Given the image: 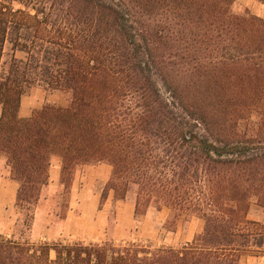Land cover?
I'll use <instances>...</instances> for the list:
<instances>
[{
	"label": "trees",
	"instance_id": "1",
	"mask_svg": "<svg viewBox=\"0 0 264 264\" xmlns=\"http://www.w3.org/2000/svg\"><path fill=\"white\" fill-rule=\"evenodd\" d=\"M237 1L0 0V163L24 227L0 234V264L264 257V218L249 219L264 213V19ZM37 86L69 104L20 118ZM53 156L67 198L79 166L107 163L102 204L112 191L134 198L136 224L167 208V232L195 218L203 231L178 246L31 242Z\"/></svg>",
	"mask_w": 264,
	"mask_h": 264
},
{
	"label": "crops",
	"instance_id": "2",
	"mask_svg": "<svg viewBox=\"0 0 264 264\" xmlns=\"http://www.w3.org/2000/svg\"><path fill=\"white\" fill-rule=\"evenodd\" d=\"M237 5L239 8L248 9L252 15L264 19V1L238 0ZM65 95L67 94L62 92H48L40 86L34 87L28 95L22 97L19 117L29 118L46 104L66 107L69 100H67L68 95ZM1 115L0 106V118ZM112 170V166L107 163L79 166L74 175L66 215L61 218L57 215L56 209L57 198L62 189L60 184L62 163L60 157L53 156L49 185L44 189L35 211L32 237L45 242L58 240L64 236L96 240L106 231L107 237L110 235L118 240L130 234L136 224L134 201L114 202V194L111 191L102 204V190L99 187L109 182ZM18 191L19 184L11 179L10 168L5 161H2L0 163V233L12 234L18 228L21 217L16 207ZM161 212L155 213L161 214ZM151 215L150 212L144 218H150ZM109 218L114 220L110 222ZM258 218H264V213ZM243 259L244 257L242 264H245L243 262L247 260ZM263 259L260 258V261Z\"/></svg>",
	"mask_w": 264,
	"mask_h": 264
},
{
	"label": "rangeland",
	"instance_id": "3",
	"mask_svg": "<svg viewBox=\"0 0 264 264\" xmlns=\"http://www.w3.org/2000/svg\"><path fill=\"white\" fill-rule=\"evenodd\" d=\"M244 8H237V11L240 13L244 12ZM67 96V95H65ZM66 100V97H65ZM67 100H69V97L67 96ZM102 191L104 189V186L100 185L99 187ZM68 199L67 195H63V193L60 194V196L57 198L58 200V208L56 209L57 215L59 216H64L66 215V211L68 209ZM131 201H134V198H130ZM39 205V203H38ZM37 206H35L34 212L37 209ZM152 215L150 218H143L140 224H134V227L132 228L130 234L124 238V239H118L116 242L118 243H126V242H136V243H142L145 245H152V246H159L162 244L168 245V246H178L181 245L185 242L192 241L195 235L201 233L204 228V221L198 218L191 219L188 221H182L176 231L174 233H169L166 231L164 228L165 222L167 218L170 215V210L167 208H164L161 212V214H157L154 211L151 212ZM252 214L249 216L250 220H260L263 218H258L257 216L260 215V211L255 208V206L252 209ZM113 215V214H112ZM22 218V217H20ZM112 219V218H109ZM114 220V218H113ZM23 223L22 220L20 221L19 228L17 229V237H19L21 230H23ZM11 233V232H10ZM6 237H10L11 234H5V233H0ZM25 238H28L31 242H45L43 240H37L32 237V233H27ZM107 239L106 231L103 232V235L100 236V238L94 239H83V238H74L70 236H64L59 238L58 240L50 241L49 243L57 244L59 242L63 243H73L75 241H84V242H94V243H99L103 242L104 240ZM251 256V255H246L244 256L243 263L245 264H264V259L263 261H260V258L262 257H256ZM264 258V257H263Z\"/></svg>",
	"mask_w": 264,
	"mask_h": 264
}]
</instances>
